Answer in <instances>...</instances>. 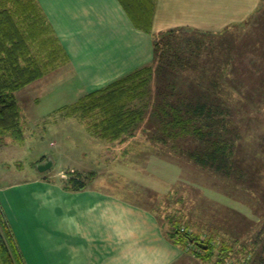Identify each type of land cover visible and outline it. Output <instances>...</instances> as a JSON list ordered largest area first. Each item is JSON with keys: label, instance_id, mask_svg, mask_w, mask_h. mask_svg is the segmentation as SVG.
I'll return each instance as SVG.
<instances>
[{"label": "trees", "instance_id": "16d2710c", "mask_svg": "<svg viewBox=\"0 0 264 264\" xmlns=\"http://www.w3.org/2000/svg\"><path fill=\"white\" fill-rule=\"evenodd\" d=\"M119 2L136 27L151 32L155 0ZM152 47L149 64L86 93L70 106L71 114L85 118L94 136L112 141L132 136L148 118L153 128L148 138L167 144L181 160H191L233 186L251 179L258 185L238 154L241 126L264 108V0L242 21L220 31L178 26L155 33ZM62 59L67 60L63 48L35 0H0V135L23 139L15 92ZM92 175L73 171L65 186L82 188ZM165 234L182 248L195 245V256L206 261L214 246L212 264H225L233 252L231 243L222 239L215 245L212 235L200 239L176 221ZM196 240L207 248L198 247ZM254 243L259 246L243 260L264 264V239ZM0 264H25L1 205Z\"/></svg>", "mask_w": 264, "mask_h": 264}, {"label": "rangeland", "instance_id": "374dc122", "mask_svg": "<svg viewBox=\"0 0 264 264\" xmlns=\"http://www.w3.org/2000/svg\"><path fill=\"white\" fill-rule=\"evenodd\" d=\"M165 5L170 4L159 1L161 9H168ZM177 6L173 3L170 12L160 13L156 31L189 23L182 20ZM242 16L221 19L234 23ZM209 21L207 26L197 28L221 30L208 26ZM88 89L79 75L72 72L68 60L62 59L47 74L15 92L23 139L19 142L9 135H0V185L36 178L41 173L53 175L56 182L67 185L73 170L86 175L95 171L97 176L92 185L152 209L165 232L176 221L199 234L200 239L212 235L215 245L219 246L223 240L231 243L233 252L225 264H249L243 258L249 259L259 246L254 247V242L264 239V112H260L264 108L252 112L246 119L248 124L241 126L243 138L238 154L259 186L252 179L233 186L191 160H181L167 144L149 139L153 128L148 118L136 127L132 136L121 140L110 141L91 134L86 119L70 111V106ZM146 110L149 114L150 109ZM45 157L50 158L52 165L42 171L39 159ZM190 248L197 249L195 245ZM211 249L215 250L211 260L194 254L185 264H212L217 251L214 246Z\"/></svg>", "mask_w": 264, "mask_h": 264}, {"label": "crops", "instance_id": "0c3cea01", "mask_svg": "<svg viewBox=\"0 0 264 264\" xmlns=\"http://www.w3.org/2000/svg\"><path fill=\"white\" fill-rule=\"evenodd\" d=\"M35 1L72 72L91 92L151 62L153 34L162 30L156 31L157 20L173 3L189 21L180 26L197 28L210 20L208 26L222 30L232 22L221 18L243 15L242 21L259 0H166V10L155 0L151 32L136 27L119 0ZM90 173L79 189L43 173L0 185V205L25 264H185L194 257L190 246L166 236L152 209L92 185L97 175Z\"/></svg>", "mask_w": 264, "mask_h": 264}, {"label": "water", "instance_id": "95a60500", "mask_svg": "<svg viewBox=\"0 0 264 264\" xmlns=\"http://www.w3.org/2000/svg\"><path fill=\"white\" fill-rule=\"evenodd\" d=\"M40 164H41V166H40L41 170H44L45 168H47V167L50 166L51 160H50V158H47L46 160L41 161ZM195 244L198 247H201L203 249H206L207 248V244H205V243H202V242H199V241H195Z\"/></svg>", "mask_w": 264, "mask_h": 264}, {"label": "clouds", "instance_id": "9594fccd", "mask_svg": "<svg viewBox=\"0 0 264 264\" xmlns=\"http://www.w3.org/2000/svg\"><path fill=\"white\" fill-rule=\"evenodd\" d=\"M155 264H170V261L169 260H163V261H161V260H157L156 262H155Z\"/></svg>", "mask_w": 264, "mask_h": 264}]
</instances>
